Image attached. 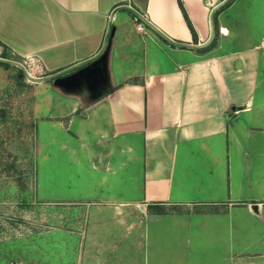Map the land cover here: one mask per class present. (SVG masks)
Segmentation results:
<instances>
[{
  "label": "crops",
  "instance_id": "crops-1",
  "mask_svg": "<svg viewBox=\"0 0 264 264\" xmlns=\"http://www.w3.org/2000/svg\"><path fill=\"white\" fill-rule=\"evenodd\" d=\"M181 2L0 0V49L40 64L38 117L79 115L104 148L70 264H264V0Z\"/></svg>",
  "mask_w": 264,
  "mask_h": 264
},
{
  "label": "rangeland",
  "instance_id": "rangeland-1",
  "mask_svg": "<svg viewBox=\"0 0 264 264\" xmlns=\"http://www.w3.org/2000/svg\"><path fill=\"white\" fill-rule=\"evenodd\" d=\"M1 54L2 49L0 264H70L76 252L64 244L80 241L78 232L87 211L86 204L72 200L97 197L105 190L100 184L103 172L92 168L105 166V160L101 163L98 157L104 148L90 138L98 153H88L82 144L85 139L76 136L81 127L88 130L79 115L68 127L59 120L38 117V97L45 94L38 85L39 61L38 70L28 74L19 63L3 64L7 58ZM46 110L44 106L42 111ZM128 156L125 153L122 158ZM115 160L113 156L111 164ZM141 173V162L134 160L108 175L110 181L122 179L123 186L116 190L125 191L132 177L140 179Z\"/></svg>",
  "mask_w": 264,
  "mask_h": 264
},
{
  "label": "built area",
  "instance_id": "built-area-1",
  "mask_svg": "<svg viewBox=\"0 0 264 264\" xmlns=\"http://www.w3.org/2000/svg\"><path fill=\"white\" fill-rule=\"evenodd\" d=\"M18 63L28 72V74H32L33 71L38 70V58L36 56L24 57L19 60Z\"/></svg>",
  "mask_w": 264,
  "mask_h": 264
},
{
  "label": "trees",
  "instance_id": "trees-1",
  "mask_svg": "<svg viewBox=\"0 0 264 264\" xmlns=\"http://www.w3.org/2000/svg\"><path fill=\"white\" fill-rule=\"evenodd\" d=\"M231 1H232V0H228V1L226 2L225 5H228ZM180 4H181L182 8L184 9V6H183L181 0H180ZM184 12H185V9H184ZM186 16H187V15H186ZM187 18H188V16H187ZM188 21H189V19H188ZM189 23H190L191 29H192V31H193L194 38L196 39V38H197L196 31H195V29H194L192 23H191L190 21H189ZM213 44H214V42H212V43H211L210 45H208L207 47H203V48H201V50H204V51H205V50H207V49H210L211 46H212ZM1 56L4 57V58H10V57L7 56V54H6L5 51L2 52ZM1 62H2L3 64H5V65H10V64H11V62H9V61H5V60H2Z\"/></svg>",
  "mask_w": 264,
  "mask_h": 264
},
{
  "label": "water",
  "instance_id": "water-1",
  "mask_svg": "<svg viewBox=\"0 0 264 264\" xmlns=\"http://www.w3.org/2000/svg\"><path fill=\"white\" fill-rule=\"evenodd\" d=\"M228 0H225V2H227ZM186 45H188V44H186ZM3 60H5V61H9V62H12V63H18V62H16L15 60H13V59H3ZM66 70H64L63 72H65Z\"/></svg>",
  "mask_w": 264,
  "mask_h": 264
}]
</instances>
